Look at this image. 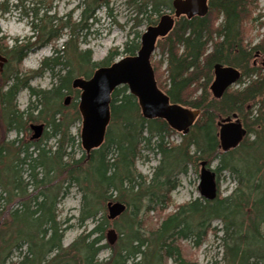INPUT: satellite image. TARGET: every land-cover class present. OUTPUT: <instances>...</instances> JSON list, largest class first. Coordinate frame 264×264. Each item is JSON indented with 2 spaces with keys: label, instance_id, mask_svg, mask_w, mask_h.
I'll return each instance as SVG.
<instances>
[{
  "label": "trees",
  "instance_id": "trees-1",
  "mask_svg": "<svg viewBox=\"0 0 264 264\" xmlns=\"http://www.w3.org/2000/svg\"><path fill=\"white\" fill-rule=\"evenodd\" d=\"M108 1L81 0L79 22L63 23L67 39L33 71L53 75L55 84L47 90L32 88L33 74L20 64L37 46L61 37L62 28L53 23L57 18L47 16L41 0H31L24 14L31 15L35 41L15 39L8 46L0 36V54L7 58L0 70V264H198L185 253L211 232L222 247V264H264V33L253 45L247 38L248 22L261 16H252L258 0H207L204 14L175 17L168 33L156 39L161 58L151 55L150 61L157 87L169 102L198 111L189 132L179 134V143L169 140L174 128L163 118H146L137 98L120 84L110 93L102 142L86 151L79 134L71 132L81 120L79 91L68 112L63 95L71 93L75 76L87 79L96 68L117 56L135 55L141 46V35L134 31L121 51L114 48L100 61L79 48L87 20H96V10ZM126 2L134 7L135 26L143 21L156 25L162 6L170 7V0ZM216 64L236 70L241 86L215 91ZM23 89L33 100L20 110L17 96ZM232 113L246 134L223 149L219 122ZM31 124H42V136L20 137ZM10 132L15 136L8 139ZM146 150L158 156L149 177L136 168ZM201 160L214 164L216 197L198 196L162 215L180 176ZM224 172L234 183L226 195L220 191ZM72 187L80 193L75 220L83 230L63 245L69 226L60 220L57 206ZM108 201L126 208L108 218ZM108 226L117 234L113 244L106 240ZM104 249L106 257L99 258Z\"/></svg>",
  "mask_w": 264,
  "mask_h": 264
},
{
  "label": "rangeland",
  "instance_id": "rangeland-1",
  "mask_svg": "<svg viewBox=\"0 0 264 264\" xmlns=\"http://www.w3.org/2000/svg\"><path fill=\"white\" fill-rule=\"evenodd\" d=\"M43 1V10L46 11L47 16H55L57 19L53 22L56 28L63 27V23L68 20L69 24L77 23L80 20L81 6L78 4L81 0H41ZM16 5V7H14ZM31 0H0V36H5L8 46L13 44L15 39L26 42L28 39L31 26H30V14H24V11L32 6ZM7 8L4 11L3 8ZM169 8L165 5L162 6L161 14L169 13ZM42 14V11H40ZM261 14L257 20L248 22L249 33L247 35L250 45L257 43L264 33V24L259 25V22L264 21V0H258L257 6L252 14L253 17ZM70 15V17H67ZM96 20H87L89 25L87 29L82 31V34L78 38V46L80 49H89L91 52L92 61L102 60L109 51L117 48L122 50L124 42L127 39L132 38L134 31H138L141 35L145 32L149 24L146 21L141 22L138 26H135V12L134 7L126 2V0H109L107 6L99 7L96 12ZM61 37L50 43H45L34 48L29 52L20 64L21 69L33 76L29 79V85L32 88L38 89H50L55 84V78L49 72L45 71L40 74H35L39 69L41 61L52 54L53 47H59L62 42L67 39L68 29L62 28ZM34 39H29L28 42H34ZM122 56H117L115 60L120 59ZM161 58V54L157 47L153 52L152 59L158 60ZM165 67V62L162 64V68ZM62 74V72H60ZM76 77V76H75ZM82 77V76H81ZM241 85L236 83L231 88L236 89ZM75 90H71V97L68 101V108L64 111H69L70 104L74 102ZM65 95L61 99L63 101ZM29 92L26 89L21 90L17 96V104L20 110L26 109L29 100ZM33 100V98H31ZM77 99V103H78ZM81 127V120L76 122L71 128L72 134H79ZM179 132H176L170 136V142L179 143ZM15 136L14 132L8 133V139ZM30 136V132H25L20 135L23 139H27ZM148 158V159H146ZM203 161V160H201ZM198 167H189L186 174L180 176L179 185L171 192V204L168 208L162 211V215L172 212L178 205L183 204L189 200H192L199 196V171L200 162ZM205 161V160H204ZM207 162V161H206ZM158 163V156L154 155L151 151H144L143 155L137 160L136 168L143 175L148 177L151 175L153 167ZM212 169L214 164L208 165ZM233 181L227 173H223L220 176V191L222 195H226L233 188ZM80 206V193L75 187L69 190L67 195H64L58 203L57 209L59 218L61 221L67 220V229L64 231L63 245H68L82 230L83 227H78L75 217L78 215V209ZM149 217H152V222H158V217L155 213H149ZM71 224V225H70ZM213 225H218V221H214ZM87 227L92 226V222L86 224ZM110 228V226H108ZM189 245V244H188ZM189 254L184 253L188 258L193 259L198 264H222V247L219 241L213 236V233L207 235L206 240L197 248H188ZM18 252L14 253V259L17 258ZM107 255V250L104 249L99 253V258H104ZM168 264H172L171 261Z\"/></svg>",
  "mask_w": 264,
  "mask_h": 264
},
{
  "label": "water",
  "instance_id": "water-1",
  "mask_svg": "<svg viewBox=\"0 0 264 264\" xmlns=\"http://www.w3.org/2000/svg\"><path fill=\"white\" fill-rule=\"evenodd\" d=\"M207 0H173L174 15H160L154 26H148L141 35V46L133 56H126L115 61L107 67L96 69L87 78H74L73 85L80 89L78 110L81 115L82 146L86 151L97 147L103 140L106 127L110 120L109 100L112 90L120 84H125L129 92L137 98L142 114L146 118H163L174 129L186 132L198 111H189L179 104L170 103L167 96L157 87L153 71L150 65V55L158 36L168 33L173 24V19L179 17V13L185 16L202 15L207 11ZM7 58L0 54V70ZM264 66V58L262 60ZM214 81L215 91H221L233 83L238 77V72L229 67L215 65ZM219 83V87L215 85ZM69 97L64 98L63 104H67ZM220 125L221 147L235 146L246 134L245 128L233 113L225 117ZM37 133L40 127L31 125ZM199 194L206 199H214L216 196L215 172L206 167V161L200 162ZM108 218L119 216L125 209L120 201H109L106 204ZM110 243L115 242L117 234L114 229L106 233Z\"/></svg>",
  "mask_w": 264,
  "mask_h": 264
},
{
  "label": "flooded vegetation",
  "instance_id": "flooded-vegetation-1",
  "mask_svg": "<svg viewBox=\"0 0 264 264\" xmlns=\"http://www.w3.org/2000/svg\"><path fill=\"white\" fill-rule=\"evenodd\" d=\"M172 1L173 0H170V7H169V15H171V16H173L174 15V8H173V6H172ZM41 6L43 7V1H41ZM182 15H185L184 13H179V16H182ZM67 17H70V15H67ZM68 21V20H67ZM60 28V27H59ZM62 28V27H61ZM219 76V73H217L216 74V78ZM237 79H238V77H237ZM237 79L233 82V83H231L230 84V86L229 87H231L232 85H234V84H236L237 83ZM215 85H217V87H219V83H216ZM70 87H71V89H73V90H75V89H77L78 90V87H76V86H74L73 85V82H71L70 83ZM79 91V90H78ZM222 91V90H221ZM69 94H71V93H68V94H66L67 96H69V99H70V95ZM65 95V96H66ZM65 96H64V98H65ZM64 98H63V101H62V104H63V102H64ZM68 104V103H67ZM67 104H63V105H67ZM225 117H227V116H225ZM224 117V118H225ZM190 128H191V125L188 127V130L186 131V132H182V131H178V130H176L175 129V131L176 132H179V133H181V134H187L188 132H189V130H190ZM29 132H30V136H29V138L30 139H34V138H40L41 136H42V134H43V128L41 129V131L37 134V136L36 137H33V135L36 133V130H34L33 128H31V126L29 125ZM220 144H221V142H220Z\"/></svg>",
  "mask_w": 264,
  "mask_h": 264
},
{
  "label": "bare ground",
  "instance_id": "bare-ground-1",
  "mask_svg": "<svg viewBox=\"0 0 264 264\" xmlns=\"http://www.w3.org/2000/svg\"><path fill=\"white\" fill-rule=\"evenodd\" d=\"M130 56V55H129ZM131 56H133V55H131ZM237 79V78H236ZM67 96V95H66ZM65 96V97H66ZM69 97V96H68ZM31 125H37V126H39L40 127V131H41V129L43 128V126H42V124H31ZM30 125V126H31ZM32 128V127H31ZM34 129V128H33ZM35 130V129H34ZM175 130V129H174ZM39 131V132H40ZM37 131H36V133L33 135V137H36L37 136ZM79 139H80V141H81V144H82V139H81V135H80V133H79ZM221 142V141H220ZM220 146H221V144H220ZM204 161V160H203ZM206 167H208V168H211V167H209L208 165H207V162H206ZM212 169V168H211ZM213 171H214V168L212 169ZM215 172V171H214ZM215 181H216V175H215ZM198 189H199V187H198ZM216 194H217V187H216ZM199 196H201L200 194H199ZM216 197V196H215ZM205 198V197H204ZM109 202V201H108ZM107 204V203H106ZM126 208V207H125ZM125 210V209H124ZM106 240L109 242V240L107 239V236H106ZM110 243V242H109ZM114 243V242H113ZM113 243H110V244H113Z\"/></svg>",
  "mask_w": 264,
  "mask_h": 264
}]
</instances>
